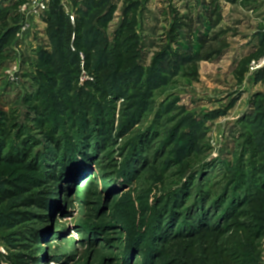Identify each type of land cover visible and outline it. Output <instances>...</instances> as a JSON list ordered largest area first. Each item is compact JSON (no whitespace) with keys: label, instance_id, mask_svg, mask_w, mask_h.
Masks as SVG:
<instances>
[{"label":"rangeland","instance_id":"rangeland-1","mask_svg":"<svg viewBox=\"0 0 264 264\" xmlns=\"http://www.w3.org/2000/svg\"><path fill=\"white\" fill-rule=\"evenodd\" d=\"M118 1L120 7L122 2L124 7L130 1L139 4L140 64L148 69L136 90L122 92L114 103L113 97L94 94L101 99L98 105L109 106L113 138L90 159L88 172L81 167L79 177L62 176L59 186L56 164L47 169L40 164L32 171L0 162V192L11 189L13 180L26 186L13 199L0 200V264H18L19 255L29 264H264V230L255 237L258 220L248 214L251 207L230 227L225 223L217 229L213 223L220 212H212L223 192L229 197L251 193L264 177V76L250 71L253 61L264 58L262 38L263 50L250 54L264 34V6L254 9L255 0H214L220 6L213 23L205 16L213 11L211 0ZM5 4L15 6L14 1L0 0V7ZM17 10L6 20V28L11 24L16 30L6 49L9 56L0 62L4 154L16 150L26 128L28 136L43 139L33 121L37 114H27L25 102L38 88L24 77L35 72L38 57L28 43L19 56L22 69L14 68ZM175 13L181 22L173 19ZM6 28L0 26V31ZM115 28L112 24L108 30L109 39ZM168 48L169 60L155 64L154 58ZM256 141L260 147L254 149L251 143ZM43 190L57 193L51 211L23 206ZM196 205L209 209L208 231L191 232L188 226L187 234L173 239L156 232V224L162 216L170 218L172 209L177 215L174 231L184 229ZM23 212L34 218L23 222ZM32 231L45 240L35 244ZM149 251H155L150 259Z\"/></svg>","mask_w":264,"mask_h":264},{"label":"trees","instance_id":"trees-1","mask_svg":"<svg viewBox=\"0 0 264 264\" xmlns=\"http://www.w3.org/2000/svg\"><path fill=\"white\" fill-rule=\"evenodd\" d=\"M227 1L233 3L237 0ZM60 2L61 0H52L46 18L47 37L51 49L41 48L37 52L35 72L28 74L30 72L28 71L24 75L30 84L38 87L34 94L28 95L25 102L28 106L27 114L33 112L37 114L33 121L43 139L39 141V138L33 135L28 136L27 128L25 130L21 128L16 150L11 148L4 154L0 143V162L21 164L26 168L31 167L32 171L37 170L40 164L45 169L56 164L60 173L57 184L59 186L64 176L70 175L69 179H73L80 176L81 167L91 168L90 159L101 150L100 146L104 148L105 144H109L113 138L112 126L108 124V113H106L109 106L106 102L104 105H98L101 99H95L94 94L101 93L103 99L107 100L113 97L110 102L114 103L122 92L136 90L139 79L144 76L143 71L148 69L140 64L142 37L137 30L140 20L137 13L138 2L130 1L124 7L122 18L116 25L112 39H109L107 32L111 28L110 23L117 10L113 0H79L76 3L78 16L74 23L64 12ZM16 8L17 5L0 7V26L3 28L8 26L9 23L6 20L11 18ZM171 29L175 32V27L172 26ZM15 30L16 27H11L10 24L8 28L0 31V62H4L9 56L6 49L13 40ZM168 52L169 48L158 54L154 58L155 64H161L168 59ZM80 54L85 57L83 67ZM176 55L178 60L184 61L182 55ZM259 73L257 78L264 76L263 70ZM84 75L88 76V79L82 82L81 78ZM110 75L113 76L112 82L108 81L111 79ZM113 80L118 83H113ZM255 103L263 104L257 101ZM127 127L128 125L125 126ZM95 137L97 141L93 142ZM251 145H255L254 149L257 146L260 147L257 141ZM77 162L78 164H75ZM88 168L84 169V172ZM19 181H9L8 186L11 189L0 192L1 202L13 199L26 190V186L21 184V180ZM254 190L251 193L242 192L239 193L240 195L234 194L231 197L223 192L213 204L212 212L216 210L220 212L218 220L213 223V228L217 229L219 224L225 223L226 227H230L236 216L243 215V211L251 207L248 214L253 213V220H258L255 224L259 232L255 234V237L259 235L260 230H264V198H262L264 177L260 180V186L258 185ZM186 191L184 189L182 194ZM56 194V191L43 190L34 197L27 198L23 206L51 211L56 203L53 199ZM227 199L230 200L228 205ZM208 210L205 205H196V208L190 212L192 213L191 223L185 225L186 222H184V229L174 231V220L177 215L172 209L170 218L161 215L162 219L156 224V232L158 230V234H163L161 238L168 236L169 239H173L181 234H187L188 230L185 227L188 226L191 232L208 231L207 228L211 225L210 218L207 216ZM20 216L23 222L34 218V214L29 212H23ZM185 217L184 215V221ZM31 238L35 244H39L45 240L46 236L32 231ZM154 252L149 251L147 254L149 259ZM18 258V264H29L23 259L25 258L23 255H19Z\"/></svg>","mask_w":264,"mask_h":264},{"label":"built area","instance_id":"built-area-1","mask_svg":"<svg viewBox=\"0 0 264 264\" xmlns=\"http://www.w3.org/2000/svg\"><path fill=\"white\" fill-rule=\"evenodd\" d=\"M14 1V5L17 4L18 14L20 17L18 46L14 49L16 52V61L14 63L15 69H22V61L19 60V56L24 54V43H28L32 46V53L35 54L39 51V48L44 50L50 49L48 41L42 42L43 38L47 36V22L46 17L50 9L52 0H10ZM64 12L69 17L70 21L74 23L76 21V10L70 4V0H62L60 3ZM14 53V52H13ZM82 57V67L84 65V55ZM264 68V58L262 60H255L251 64V72L253 74L258 73ZM88 79V76H83L81 81Z\"/></svg>","mask_w":264,"mask_h":264},{"label":"crops","instance_id":"crops-1","mask_svg":"<svg viewBox=\"0 0 264 264\" xmlns=\"http://www.w3.org/2000/svg\"><path fill=\"white\" fill-rule=\"evenodd\" d=\"M79 0H70V4L75 8V10H76V13H77V9H78V6H76V3L78 2ZM123 1V0H122ZM61 2H62V0H61ZM60 2V3H61ZM135 2H137V1H135ZM255 2V4H254V6H253V8L254 9H258V8H260L261 6H264V2H262V3H260L261 2V0H255L254 1ZM114 3L117 5L118 3H119V1L117 0V2H115L114 1ZM119 5V4H118ZM117 5V10H116V12L114 13V18H113V20H112V22L110 23L111 24V27H112V24H114L115 26L119 23V21L121 20V18H122V15H121V11H120V8H124V4H123V2H122V7H120V6H118ZM228 5H231V4H228ZM233 5V4H232ZM219 6L220 5H218V2H216V1H214V0H211V3H210V7H212V10L213 11H211L210 10V12H208L205 16H206V18L207 19H209L210 21H211V19L212 18H214V17H216V12L215 11H218V9H219ZM3 7H8V6H6V4L5 5H3ZM178 13H175L174 15H173V19L174 18H176V19H181V20H183V18H180L178 15H177ZM76 16H78V14L76 15ZM205 16L204 15H200L199 16V18H202V19H206L205 18ZM47 18V17H46ZM76 19H77V17H76ZM181 20L180 21H178V22H181ZM211 22H213V21H211ZM213 23H215V22H213ZM262 31H264V28H263V30ZM260 38H262V39H264V34H261L260 35V37H258V39H257V48H255V50H254V52L252 51L250 54H255V53H257V54H259L262 50H263V48L262 47H260V44H259V40H260ZM45 41H48L49 42V39H48V37L47 36H45L44 38H43V40H42V42H45ZM49 45H50V42H49ZM259 45V46H258ZM42 48V47H41ZM41 48H39V50L41 49ZM50 49H51V46H50ZM260 51V52H259ZM256 54V55H257ZM250 55H248L247 57H243L242 59H244V58H248Z\"/></svg>","mask_w":264,"mask_h":264}]
</instances>
